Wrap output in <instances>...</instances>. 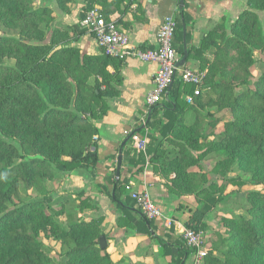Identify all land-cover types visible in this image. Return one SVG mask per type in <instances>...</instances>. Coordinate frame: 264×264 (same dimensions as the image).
Listing matches in <instances>:
<instances>
[{
	"label": "trees",
	"instance_id": "16d2710c",
	"mask_svg": "<svg viewBox=\"0 0 264 264\" xmlns=\"http://www.w3.org/2000/svg\"><path fill=\"white\" fill-rule=\"evenodd\" d=\"M49 1L66 13L74 2L0 0V26L10 31L0 35V264H113L107 248L100 247V238L105 237L102 219L86 221L67 209L76 198L90 203V197L80 192L55 200L56 190L50 185L55 184L59 172L97 168L98 130L93 121L107 116L108 99L120 94L113 83L120 85L122 78L119 72L110 73L116 58L103 48L100 55L92 56L72 46L90 34L88 31L63 24L52 27L55 12L46 4ZM89 3L87 11L106 5L99 0ZM99 9L112 20L110 11ZM262 10L264 0H249L248 9L231 25L229 34L220 23L204 38L200 49L187 45V64L192 56L214 49L213 61H205L203 66L209 89L192 105L195 116L191 123L183 120L187 108L179 103L183 83L180 80L175 85L176 79L163 105L153 107L148 117L151 121L163 109L166 122L159 120L158 124L171 148L150 138L152 150L149 146L148 150L154 154L151 162L166 179L175 176L169 191L179 197L210 195L185 222L195 233L206 228L216 196L211 195L206 175L200 171L202 158L192 150L223 155V163L236 164L251 175L254 185L264 186V67L257 68L255 58L256 53L264 54V30L257 13ZM189 20L181 9L175 32V48L181 59L184 24L190 39ZM207 108L229 112L231 118L222 130L216 127L218 120L212 121L216 138L203 143L202 122L208 116L203 111ZM116 171L110 196L125 213L118 225H131V212L140 213L141 224L152 234L148 228L153 221L143 216L139 207L123 201L126 185L121 179L116 181ZM21 184L27 200L20 195ZM248 202V218L223 219L227 234L216 235L204 264H264V193H250ZM78 209L80 204L74 210ZM42 235L60 243V262L54 263L46 254ZM159 242L164 250L177 248L182 255L178 264H186L194 252L183 243Z\"/></svg>",
	"mask_w": 264,
	"mask_h": 264
},
{
	"label": "crops",
	"instance_id": "0c3cea01",
	"mask_svg": "<svg viewBox=\"0 0 264 264\" xmlns=\"http://www.w3.org/2000/svg\"><path fill=\"white\" fill-rule=\"evenodd\" d=\"M99 1L106 5L101 4L97 7H102L107 12L110 11V19L114 20L119 28L129 35L132 44L144 50H154L157 47V33L166 19L175 18L178 20L180 18V0ZM248 1L185 0L183 9L190 18L188 23L190 39L187 40V45H191L196 50L200 49L204 38L220 23H224L229 34L231 25L248 9ZM117 2L120 3L116 5ZM89 4V0H74L69 13L61 11L56 4L52 5L51 8L55 12L54 26L63 24L70 27H81L80 22L85 16ZM72 46L92 56L102 53L95 37L88 33L81 36ZM178 55L180 61L179 52ZM116 59L114 64L109 67V71L112 74L119 72L121 75L122 83L120 85L113 83L120 94L108 99L107 116L93 121L98 130L96 136L99 153L97 168L89 172L66 173L61 183L60 195L84 192L86 196L90 197V203L94 208L85 211V214H82L83 219L86 221L102 219L107 252L110 254L113 264H178L182 255L178 254L177 248L164 250L159 242L161 239L165 243H182L181 236L174 227L166 229L164 221H153V226L148 228L149 231H152L150 234L140 222L141 214L136 212H131L133 217L131 225H125V227L118 225V219L124 217L125 213L111 199V178L114 175V169H117L123 142L132 132L140 134L147 132L149 140L157 138L162 145L167 143V138H163L162 127L158 124L159 120L162 123L166 122L163 109L153 116L151 121L147 117L144 123L148 110L146 97L154 87V76L160 68L159 64L136 59ZM213 59L214 49L204 50L190 58L187 68L206 75V68H203L204 63L213 61ZM208 89L209 87L205 86L204 92L206 93ZM192 92L191 86L184 84L180 86V105L186 104L185 97ZM164 102L166 103V100ZM160 105H163V102ZM186 105L184 107H187ZM143 128L144 130L140 132ZM149 148L151 151V144ZM153 155V153H149V150L147 155H137L132 141L128 142L123 150L120 178L126 185L122 199L138 208L130 193L147 191L161 208L165 218H171L173 221L179 224L182 222V225H185L192 212L200 207L193 208L188 205L190 200H193L191 197H179L169 191L168 187L171 185L170 181L174 175L166 179L151 162ZM79 203L77 201V204Z\"/></svg>",
	"mask_w": 264,
	"mask_h": 264
},
{
	"label": "built area",
	"instance_id": "2783aa9c",
	"mask_svg": "<svg viewBox=\"0 0 264 264\" xmlns=\"http://www.w3.org/2000/svg\"><path fill=\"white\" fill-rule=\"evenodd\" d=\"M177 20L168 18L161 25L157 33V47L154 50H144L132 44L129 35L121 30L114 20H107L98 7L87 11L80 22L83 29L95 36L98 45L105 53L113 58L136 59L142 62H156L159 70L154 76V87L146 97L148 110L144 119L150 115L153 107L161 104L168 95L170 87L180 73V80L184 85L191 86L193 92L186 95L185 101L195 105L196 99L204 92L205 75L190 68H177L179 62L178 51L175 48V32ZM145 125V124H144ZM137 155H147L149 135L136 133L131 138ZM132 199L137 203L142 215L151 221H164L166 229L175 228L176 232L185 240L186 245L196 251V262L200 263L206 257L203 249L204 240L201 233H195L185 225L165 218L161 208L147 192H133Z\"/></svg>",
	"mask_w": 264,
	"mask_h": 264
},
{
	"label": "rangeland",
	"instance_id": "374dc122",
	"mask_svg": "<svg viewBox=\"0 0 264 264\" xmlns=\"http://www.w3.org/2000/svg\"><path fill=\"white\" fill-rule=\"evenodd\" d=\"M48 6H52L55 3L53 1H49L46 3ZM56 6V5H55ZM258 16L261 21L263 30H264V10L258 11ZM55 24L52 25L54 27ZM10 31L0 26V35H8ZM255 58L257 60V68L264 67V54L256 53ZM12 61H7V64H12ZM180 73H178L176 77V85L178 86V82L180 81ZM186 105L185 103L183 104ZM187 108L185 112H183V120L186 123H191L193 121V115L195 114L194 108L192 105H186ZM194 106V105H193ZM204 114H208L206 118L203 120V143L210 142L214 140L215 128L211 124L212 121L218 120L217 129H224L227 122L231 118V114L229 112H218L217 109H204ZM220 130V131H221ZM11 142V141H10ZM15 144L14 142H12ZM17 145V144H16ZM165 148H171L170 144L167 142L164 144ZM19 147V145H17ZM206 150H192L195 155H198L202 158L200 171L205 173L206 175V187L211 189V195L216 196V203L214 206H211V210L207 214L206 217V228L201 232L204 244L203 249L206 250L207 254L209 249L212 246L213 241L216 238L217 234H221L226 236V229L223 225V219H231L236 216L249 217L247 213L248 209L251 207L248 202V196L252 192H263L264 186H256L253 184L251 180V175L245 171L240 170V168L234 165H226L223 163L224 156L217 153H206ZM223 163V164H222ZM66 173H58L57 180L55 184H51L50 186L55 188V192L53 197L55 200L59 198L67 199L69 198V194L60 195L61 186L63 182V178ZM175 177V176H174ZM234 181V182H233ZM30 192H33L30 191ZM36 191H34L33 195ZM20 195L24 200H27L28 197L24 191V185L21 184ZM130 195H132L130 193ZM193 200L188 203L189 206L196 208L195 206H199L200 208L206 203L207 199L210 198V195L197 197L196 195H188ZM132 197V196H131ZM183 197V196H180ZM185 197V196H184ZM77 201L80 202L81 209L74 210L76 208ZM88 206H91L88 208ZM73 209L77 216L83 217L82 214H85V211L91 210L92 205L88 203L86 199L83 197H78L74 201H71L67 209ZM187 209V206L185 207ZM198 208V207H197ZM71 212V211H70ZM62 221L65 220V216L61 217ZM181 222V221H180ZM182 224V222H181ZM42 240L45 246L46 254L53 259L54 263L60 262L59 254L62 252L60 243H56L52 240L47 239L44 235H42ZM181 242L186 244L185 240L181 237ZM187 246V245H186ZM107 248V247H106ZM206 254V255H207ZM197 253L194 251L190 258L188 259L187 264H204V259L200 262H196Z\"/></svg>",
	"mask_w": 264,
	"mask_h": 264
},
{
	"label": "water",
	"instance_id": "95a60500",
	"mask_svg": "<svg viewBox=\"0 0 264 264\" xmlns=\"http://www.w3.org/2000/svg\"><path fill=\"white\" fill-rule=\"evenodd\" d=\"M185 4V0H180V8L183 9ZM183 40H184V57L177 63V68H183L187 64V60L189 57V53L187 50V27L184 24L183 26ZM173 85L170 87L169 92L171 91ZM141 130H144L141 129ZM138 132H132L127 139L123 142L120 153H119V158H118V165H117V171H116V181L118 182L121 178V171H122V164H123V148L125 145L131 140L132 136L135 135ZM100 247L102 249H105L107 247V242L104 237L100 238Z\"/></svg>",
	"mask_w": 264,
	"mask_h": 264
}]
</instances>
